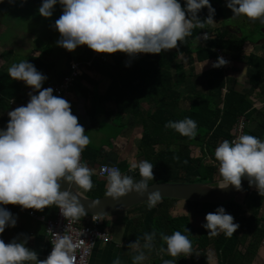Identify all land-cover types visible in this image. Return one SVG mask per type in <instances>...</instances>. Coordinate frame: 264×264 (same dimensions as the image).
I'll return each instance as SVG.
<instances>
[{
    "label": "clouds",
    "instance_id": "obj_1",
    "mask_svg": "<svg viewBox=\"0 0 264 264\" xmlns=\"http://www.w3.org/2000/svg\"><path fill=\"white\" fill-rule=\"evenodd\" d=\"M58 3L63 6L62 15L55 22L61 34L57 40L59 46L73 51L86 44L99 53L120 51L130 57H138L140 53L159 54L178 47V42L191 35L201 20L197 14L202 8L207 6L206 20L210 23L215 22L216 13L210 0H186L184 6L181 0H42L38 11L45 18L51 17ZM226 6L233 10V17L246 15L264 23V0H226ZM204 36L207 38V33ZM227 63L221 56L213 66ZM126 66H130V62ZM8 74L24 81L33 91L29 92L30 100L26 105L8 112L7 126L0 129V234L17 224V217L3 207L7 204L36 210L56 205L68 219L86 216L80 190L94 187L95 170L81 159L82 152L91 143L84 126L78 122L67 99L54 95L52 87H42L47 76L27 59L13 63ZM36 92L38 94H34ZM166 127L194 137L198 125L193 118L185 117L167 122ZM214 155L221 177L217 187L234 186L239 190L242 178L246 177L249 185H254L264 196V140L242 133L232 140L223 139ZM153 167L147 159L132 163L131 170L138 168L141 176L135 180L117 166H105L106 196L119 199L131 192L143 196L149 188L148 181L154 178ZM63 180L69 182V189L62 190ZM73 187L75 192L70 190ZM161 199L159 189L148 192L147 206L155 207ZM205 219L202 227L208 229L211 236L223 232L231 237L240 226L224 206L208 212ZM187 233H191L187 227L184 232H161L160 238L167 247L157 249V231L146 232L143 243L137 239L129 245L135 252L133 264H144L150 253L157 250L167 251L172 257L191 255L193 244ZM21 235L23 239L17 237L8 243L0 238V264H76L77 244L71 233H57L51 240L52 251L43 260L26 246L30 237ZM112 264L125 262L117 257ZM162 264H177V259H163Z\"/></svg>",
    "mask_w": 264,
    "mask_h": 264
},
{
    "label": "trees",
    "instance_id": "obj_2",
    "mask_svg": "<svg viewBox=\"0 0 264 264\" xmlns=\"http://www.w3.org/2000/svg\"><path fill=\"white\" fill-rule=\"evenodd\" d=\"M185 2L186 0H181L182 6ZM210 2L216 9L214 20L225 19L222 0H210ZM41 4L42 0H0V23L4 24L7 22L4 19L9 20L10 17L16 16L20 19L33 17L50 24L54 17L62 15L63 6L58 3L54 6L53 15L44 18L38 11ZM21 12L24 14L22 15ZM197 15L201 20L196 23L191 35L178 42V47L159 54L140 53L138 57H130L127 53L118 51L109 53V59L103 60L101 56L93 54L95 50L87 47L77 57L84 63L90 62L86 67L109 78V84L102 98L114 103L116 117L122 118L127 114L141 128L137 144V160L139 162L147 159L154 164L152 182L217 183L221 177L215 165L218 164L214 155L215 148L223 139L231 140L238 116L243 115L248 120L255 110L250 93L235 89L234 77H224L216 67L195 73L194 68L191 67L195 59L202 61L214 58L212 48L220 47L231 59L240 60L255 68L254 73L248 78L250 85L255 88L264 81V56L254 53L244 55L242 50L245 42L246 45L251 46L247 41H254L250 40V35L246 37L238 33L236 37L231 35L228 29L220 31L219 28L213 34L215 29L206 20L209 15L207 6ZM248 19L247 21L252 24L253 20ZM259 21L261 24L260 19ZM256 30L259 32L258 28ZM203 32L207 33V38L203 37ZM199 38L203 40L204 45L193 51L190 48L192 42ZM262 46L264 48V44ZM192 52L196 53L195 57H192ZM179 54L188 55L187 69L177 61ZM29 61L37 70L47 75L48 65L40 58L31 57ZM129 62L130 66H126ZM68 67L65 75L69 73L70 61ZM2 75L5 76L0 69V126L6 128L10 119L5 114L11 96L8 91L11 85L9 86ZM181 86L183 89L179 88ZM14 88L15 90L11 91L12 95L18 90L17 86ZM185 117L197 121V134L194 137L182 135L174 128L166 127L167 122L179 121ZM245 133L264 139V132L256 133L245 128ZM117 135L118 133L114 136ZM196 149L198 153L195 152ZM82 155L84 159L95 161L102 158L104 151L98 147L87 146ZM206 157L209 158L208 161ZM118 166L122 173L131 175L136 180L141 179L138 168L131 170L125 161H120ZM92 180L95 188L93 192L99 194L91 196H101L107 180H98L96 175L92 176ZM239 195L243 196L241 202L236 201ZM237 196L218 203L183 200L187 208L193 211H197V206L200 204L203 218L197 234L185 211L171 215L168 204L158 203L152 208L146 205L139 217H129L125 221L123 239L132 242L139 239L143 243L144 234L156 230L157 249L161 246L166 249L167 245L159 234L161 232L172 234L176 230L184 232L187 227L191 231L187 234L193 244L191 255L172 257L167 251L157 250L150 253V263L162 264L163 259H177V264H208L204 261L201 263L200 256H205L210 246L216 256L215 264H251L256 254V246L264 236V217L260 215L264 196H261L257 189H250V185ZM165 199L174 198H162L163 201ZM219 206H224L226 211L234 216V222L240 225L231 237L223 232L215 236L208 235L209 230L202 227L206 222V214L214 212ZM136 207L139 206L136 205L125 212L128 214ZM134 254V251L128 253L127 264H133Z\"/></svg>",
    "mask_w": 264,
    "mask_h": 264
},
{
    "label": "crops",
    "instance_id": "obj_3",
    "mask_svg": "<svg viewBox=\"0 0 264 264\" xmlns=\"http://www.w3.org/2000/svg\"><path fill=\"white\" fill-rule=\"evenodd\" d=\"M34 26L35 27L32 28L23 26V22L16 16L10 17L4 24L0 23V69L6 76L2 75L1 77L9 83V86L11 85L8 89L11 96L7 102L6 116H8L9 111L16 107L26 105L30 100L29 92L33 91L32 87L26 85L24 81L10 77L8 68L13 63L26 59L29 61L31 57L40 58L41 61L48 65L47 79L44 81L43 86L44 84L58 83L67 73L69 61L77 60L84 63L83 60L77 57L88 47L86 44L78 46L73 51H69L57 44V40H59L61 36L57 35L58 33H38V31L42 32L46 30L45 26H49L51 27L50 29L54 30V24L45 23ZM247 46L248 48L250 47L249 45ZM46 47H49V49ZM255 47L258 46H252L249 53H253L254 51V54L264 56V48L256 49ZM195 54V52H192L193 56ZM182 55L185 54H179L177 61L182 63L184 67L187 66L185 67V69H187L188 55H186L185 58ZM181 58L184 59L186 63L184 60L180 61ZM215 60V57L202 61L195 59L193 64L194 72L200 73L208 68L214 67ZM235 67L237 69H235ZM254 69L255 68L251 65H246L242 61L234 60L233 71L232 73L230 71L228 72L229 75H227V78L234 77L236 79L234 85L235 89L250 93V99L253 101L255 110L252 116L247 120L249 124L247 130L261 133L264 132V81L255 88L248 83V78L254 73ZM109 81V78L99 74L94 69L85 67L82 74H80L70 87V90H68V93L65 94V99L70 102L73 114L78 117V122L84 126L86 134L91 139V143L88 146L98 147L104 151L102 161H91L83 158L84 162L95 170L93 176L96 175L98 179H100V177L96 174V166L99 163L105 162L113 164L125 161L129 168H131L132 163H137V145H134V149V146L131 147L128 145L127 140H131L130 136L134 133L133 129L138 126L131 121V124L127 126V130H121L116 137L112 133L114 130H111L109 133L105 130L108 126H116L114 123L116 117L114 113V103L111 100H104L102 98ZM15 86L18 87V90L12 95ZM34 94H38V92ZM121 121L124 123V117ZM140 131L138 132L137 141H139ZM106 185L107 182L105 188ZM80 191L89 197H98L88 195L95 191V188L88 191L81 189ZM145 203L147 202L143 204ZM4 206L17 217V224L15 227H7L4 233L0 234V238L8 243L17 237L23 239L24 236L21 234H24L30 237L26 246L35 250L38 253L39 259H45V255L48 251V241L44 222L30 215L28 211L33 210L37 216L50 218L54 217L56 214V205L47 206L43 210L23 209L22 206L18 204H7ZM125 211L111 216L113 223L110 228L106 227L111 235V240L107 243L98 242L95 245L89 256V264H112L113 260L117 257H120L125 264H127L128 253L134 250L129 247L132 241L124 240L122 236L125 221L129 217H139L140 214L135 213L136 215H129V213L127 214ZM81 217L85 220L87 215ZM115 225H117L116 231L114 229ZM148 261L149 264H151L150 259H148ZM144 264L146 263L144 262Z\"/></svg>",
    "mask_w": 264,
    "mask_h": 264
},
{
    "label": "rangeland",
    "instance_id": "obj_4",
    "mask_svg": "<svg viewBox=\"0 0 264 264\" xmlns=\"http://www.w3.org/2000/svg\"><path fill=\"white\" fill-rule=\"evenodd\" d=\"M221 6H222V9H223V13H224L223 16L225 17V19L223 20V18H220V19L218 18V19L215 20V22H211V27H213L215 29L214 32H213V34H215L216 29L219 28L218 30H220V31L223 30V29H228L229 31H231L230 34L233 35V36H236V37H237L236 34H238V33H239L238 35H245L246 37L248 35H250V37H251L250 40L251 39L256 40L260 36V33L256 30L257 28H260L259 27L260 26L259 19L253 20V22L251 24L250 22H248L249 19H248V17L246 15H240V16L233 17V15H234L233 10L230 9V8H228L226 6V0H223L221 2ZM21 14L23 15L24 13L21 12ZM57 19H59V17H54L52 19V24L55 25V22H56ZM4 20L8 21L7 18L4 19ZM20 20L23 22V26H25V27H31V28L32 27H35L34 25L49 23L47 21H44V22L43 21H40L39 19H36V18H33V17H29L28 19H23V20L20 19ZM256 23H258V24H256ZM249 25H251V28H248L247 29L246 27L249 26ZM45 27H46V30H43L42 32L41 31L40 32L38 31V33H45V34H57L58 33L57 35H61L59 33L58 29H56V27H54V30L53 29H50L51 27H49V26H45ZM245 31H247V32H245ZM249 33H252V35L249 34ZM261 39H264V36H262ZM262 41H264V40H261V42H259V44L256 45V46H258V47H255L256 49H263V46L262 45L264 44V42L262 43ZM247 42L251 44V42H249V41H247ZM203 45H204L203 40L199 38V39L194 40L192 42V46L190 48L193 51H195L196 49L201 48ZM252 46H255V44L252 43L251 46L248 48V46L246 45V42L244 43V45L242 47V50H243L244 55L245 54H249V50L252 48ZM46 48L49 49V47H46ZM52 52H53V50H52ZM253 53H254V51H253ZM186 55L187 54L182 55V56L185 58ZM194 56L192 55V57H194ZM182 60H184V59L181 58L180 61H182ZM194 61L192 62V65H191V67H193V68H194V65H193L194 64ZM233 61H234V59H231L230 58V64L226 68L225 73H227L229 71L232 73V71H233L232 70L233 69ZM237 61H240V60H237ZM184 62H185V60H184ZM188 65H189V61H188ZM183 67H184V65H183ZM185 67H187V66H185ZM235 69H237V68L235 67ZM179 88L180 89H183L182 86L179 87ZM263 105H264V103H263ZM182 106H183V104H182ZM143 109H145V108L143 107ZM123 117H124V123H122V121H121ZM122 118L115 117L114 123H115L116 126H112V125L111 126H108L105 129L106 132L109 133L111 130H114L112 133H113V135H115L116 133L121 132V130H123V129L127 130V126H129L131 124V121L133 120V118L131 116H128L127 114H125L124 116H122ZM248 125L249 124L247 123V120H245L246 130H247V126ZM140 130H141V128L139 126L136 127L135 129H133L134 133L130 136L131 140H127V143H128L129 146L132 147L134 145H137V143H138L137 138H138V134H139L138 132ZM136 141H137V143H136ZM134 149H135V146H134ZM134 149H133V152H134ZM195 152L198 153V149H196ZM205 159H206V161L209 160L208 157H206ZM99 160L102 161V158H99L98 161ZM137 163H138V160H137ZM96 179H98V178H96ZM100 179H103V178H100ZM100 179H98V180H100ZM103 180H105V179H103ZM149 181L152 182V181H154V179L152 178ZM250 189H257V188L254 185H252V186H250ZM106 191H107V189L105 188V190L102 192V194L105 195L106 194ZM243 191H242V193H243ZM98 194L99 193L92 192L90 195H98ZM242 198H243V196L242 195H239V196L236 197V201L237 202H241L242 201ZM158 203L168 204L169 205L168 206V211H169V213L171 215H177V214L181 213L182 211H185V213L190 217V222L192 223V225L194 227L195 234L198 233L199 227H200V224H201L202 218H203L202 217V214L203 213L200 210V204L197 206V211H193L191 209H188L189 207L187 208L186 203L183 200L165 199L163 201L161 199V201L158 202ZM146 205L147 204H143V203L141 205H138L141 208L140 207H136V208L132 209L131 212H129V215L130 214H133L134 215L135 213L142 214L143 207H145ZM240 212L242 213L243 211H240ZM121 214H119V215H121ZM260 215H261V217H264V202L262 203V207L260 209ZM112 223L113 222H112V217L111 216H102V224H103V226L105 228L106 227L110 228ZM116 226L117 225L114 226L115 231L117 230ZM255 250H256V254H255V256H254L253 261L251 262V264H262L263 259H264V236L258 242ZM200 257H201V260H200L201 263L203 261L204 262H207L208 264H211V263H214L215 264L216 263V256L214 254L213 249L210 246L207 248L206 255L205 256H200ZM145 263L146 264H149V261L147 260V261H145Z\"/></svg>",
    "mask_w": 264,
    "mask_h": 264
},
{
    "label": "built area",
    "instance_id": "obj_5",
    "mask_svg": "<svg viewBox=\"0 0 264 264\" xmlns=\"http://www.w3.org/2000/svg\"><path fill=\"white\" fill-rule=\"evenodd\" d=\"M204 35L205 32H203V37H205ZM212 51L215 54V62L221 56L228 61L227 64L216 68L223 73L224 77L229 75V73H225V71L230 64V57L226 54L225 50L220 47H214ZM93 54L101 56L103 60L109 59V53L94 52ZM89 64L90 62L81 63L77 60L70 61L69 73L65 75L60 82L46 85V87L44 88L52 87L54 89V95L65 98V94L68 93V90H70V87L73 85L75 78L80 75L84 68ZM223 91H225V88H223ZM245 120L246 119L243 115L238 116L236 127L234 129V133L232 135L231 140L234 139L236 136L245 133ZM81 159L84 162L83 155L81 156ZM215 165L218 169L219 164L215 163ZM105 166L119 167L118 163H99L96 166V174L98 177L103 179H106L107 176ZM28 213L44 222L45 232L48 241V251L45 255V259L52 251L53 244L51 240H54L56 238L57 233H71L73 235L77 244L76 264H89V256L95 245L98 242L107 243L111 240V235L109 231L103 226L102 216L99 214H87V218L85 220L82 217H80L78 220H71L63 216L58 206H56L55 216L50 218L37 216L33 210H29ZM93 217H95V220H93Z\"/></svg>",
    "mask_w": 264,
    "mask_h": 264
},
{
    "label": "water",
    "instance_id": "obj_6",
    "mask_svg": "<svg viewBox=\"0 0 264 264\" xmlns=\"http://www.w3.org/2000/svg\"><path fill=\"white\" fill-rule=\"evenodd\" d=\"M264 41H262L263 43ZM258 45V42H254ZM4 127L0 126V129ZM219 182V181H218ZM217 183L211 182H151L147 192L143 196L136 192H131L119 199H113L105 195L98 197H89L82 193L80 201L86 209L87 214H99L101 216H112L123 212L133 206L146 202L148 192L159 189L162 198H174L185 201L198 202H225L240 194L248 185L249 181L246 177L242 178V186L237 190L234 186H229L227 189H220ZM62 190L69 189V182L62 181ZM75 192V188H71ZM94 202H99L94 207ZM183 255V254H181Z\"/></svg>",
    "mask_w": 264,
    "mask_h": 264
},
{
    "label": "flooded vegetation",
    "instance_id": "obj_7",
    "mask_svg": "<svg viewBox=\"0 0 264 264\" xmlns=\"http://www.w3.org/2000/svg\"><path fill=\"white\" fill-rule=\"evenodd\" d=\"M259 27H260V28H258V29H259L260 36H259L256 40L252 41L251 44H252V43L254 44V42H258V43H259V42H261V40H264V39H261L262 36H264V23H261ZM246 28H247V29H248V28H251V25L247 26ZM245 32H247V31H245ZM249 34H250V33H249Z\"/></svg>",
    "mask_w": 264,
    "mask_h": 264
}]
</instances>
